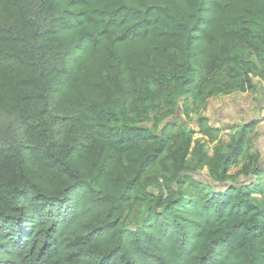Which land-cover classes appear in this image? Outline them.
<instances>
[{
    "label": "trees",
    "instance_id": "trees-1",
    "mask_svg": "<svg viewBox=\"0 0 264 264\" xmlns=\"http://www.w3.org/2000/svg\"><path fill=\"white\" fill-rule=\"evenodd\" d=\"M263 80L264 0H0V264H264L257 121L172 119Z\"/></svg>",
    "mask_w": 264,
    "mask_h": 264
},
{
    "label": "rangeland",
    "instance_id": "rangeland-1",
    "mask_svg": "<svg viewBox=\"0 0 264 264\" xmlns=\"http://www.w3.org/2000/svg\"><path fill=\"white\" fill-rule=\"evenodd\" d=\"M262 83L259 84V88L255 93L233 92L228 95L211 97L204 104H202L196 112L190 113L189 117L184 115L181 108V101H179L178 112L175 116H173L172 119L176 120L177 127L179 129L192 130L194 138H201V141L206 144L205 146L207 147L209 154H211L213 145L217 141H221L224 144L228 143L239 125H241L245 120L252 117L254 121H257V124L259 121L260 124L264 123V111H257L261 108L264 109V83ZM255 110L257 113H253ZM246 112H248L251 116L247 117L248 114ZM259 112H261V115H263V122H261L262 119L259 118ZM198 117L207 119V123L209 125L219 129V133L217 134L215 141L208 142V138L203 137L199 133V126L197 123ZM162 124L163 123H161L159 127H161ZM146 125L153 127L154 130L159 128L158 126L154 127L151 121H149ZM260 128L262 129L261 126ZM259 135H261V131L259 134L258 132H254L253 135L254 143H258L257 147H260L259 142L262 141V139L258 137ZM252 148H254V146H252ZM263 160L264 156L262 157V161ZM236 169V167H232L230 172L233 173ZM198 173H200V175L206 176L205 170H200ZM136 210H139L138 206L136 207Z\"/></svg>",
    "mask_w": 264,
    "mask_h": 264
},
{
    "label": "crops",
    "instance_id": "crops-1",
    "mask_svg": "<svg viewBox=\"0 0 264 264\" xmlns=\"http://www.w3.org/2000/svg\"><path fill=\"white\" fill-rule=\"evenodd\" d=\"M264 81V80H263ZM263 81H260L259 82V84L260 83H262ZM264 83V82H263ZM262 83V84H263ZM259 84H258V88H259ZM258 108H260V107H258ZM257 108V109H258ZM256 109V110H257ZM262 109V110H261ZM261 109H258L257 111H261V112H263L264 111V109L263 108H261ZM254 111L253 113H257V111ZM249 112V111H248ZM248 112H246L247 114H248V116L247 117H250L251 115L248 113ZM261 112H259V114H260V119H262L261 120V122H263V118H262V116L263 115H261ZM252 118V117H251ZM251 118H249V119H247V120H245V121H248V120H250ZM260 126L262 127V129L260 128ZM255 129V130H254ZM254 129L252 130V132H251V139H252V144H254L253 146H254V148H252V151H256V152H258L259 154H260V156H261V160H262V157L264 156V123L263 124H260V121H259V123L257 124V125H255V127H254ZM260 131H261V135H259L258 137L259 138H261L262 139V141L261 142H259L260 143V147H257V144L258 143H254V140H253V135H254V132H258V134L260 133ZM263 163H264V160H263Z\"/></svg>",
    "mask_w": 264,
    "mask_h": 264
}]
</instances>
